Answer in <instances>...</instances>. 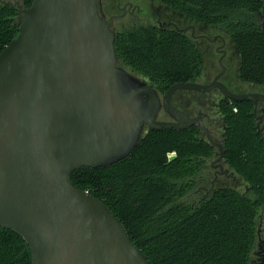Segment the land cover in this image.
Returning a JSON list of instances; mask_svg holds the SVG:
<instances>
[{"label":"water","instance_id":"obj_1","mask_svg":"<svg viewBox=\"0 0 264 264\" xmlns=\"http://www.w3.org/2000/svg\"><path fill=\"white\" fill-rule=\"evenodd\" d=\"M262 18L264 32V6ZM17 24L0 53V227L24 239L32 264H153L72 173L126 159L149 130L196 123L220 148V162L224 146L201 117L174 106L173 95L218 88L232 101H253L255 115L264 95L234 92L219 80L224 54L211 83H175L161 96L119 66L113 18L98 0H32L18 6ZM161 110L171 120H159Z\"/></svg>","mask_w":264,"mask_h":264},{"label":"trees","instance_id":"obj_2","mask_svg":"<svg viewBox=\"0 0 264 264\" xmlns=\"http://www.w3.org/2000/svg\"><path fill=\"white\" fill-rule=\"evenodd\" d=\"M21 1L23 8L32 4ZM151 1L229 38L240 82L264 86L263 0ZM17 18L18 7L0 0V53L17 36ZM115 47L119 66L161 95L175 83L196 80L208 63L198 43L174 29L130 25L116 31ZM254 108L253 101L220 103L223 161L243 190L211 183L216 149L195 126L149 130L126 159L75 170L72 182L112 210L153 264H252L264 224V133ZM0 264H32L24 239L1 227Z\"/></svg>","mask_w":264,"mask_h":264},{"label":"flooded vegetation","instance_id":"obj_3","mask_svg":"<svg viewBox=\"0 0 264 264\" xmlns=\"http://www.w3.org/2000/svg\"><path fill=\"white\" fill-rule=\"evenodd\" d=\"M98 4L101 13L105 15L107 20L113 18V30L116 29V25L121 26L118 30L124 29L130 25H144L158 27L161 29H174L180 33L189 35L195 42L198 43V45L206 55L208 54V48H206V46L202 42L204 40L208 41L212 45V48L216 50V53L219 55V64L221 57L225 54L222 59L223 63L228 55L227 43L228 40H230L229 38H226L223 34L213 35V33L217 32V30L208 28L204 24L190 19L189 17L183 15L179 11L174 10L168 5L151 0H98ZM234 55L236 56L235 59H238V56L235 52ZM235 65V60H232V64L229 66V69H232ZM207 68L208 67L204 69L200 77L191 82H197L199 84H209L218 74L222 72L221 68L218 73L209 78L207 74ZM226 74L227 69L225 71V74L221 76L219 80L224 83L229 90L234 91L233 88L235 84L240 82L239 76L233 77L232 79V77L227 76ZM202 80H206L205 83H201L203 82ZM213 90L202 92L203 95H200L198 101H195L191 97L193 94L192 92L198 91H178L173 95L171 102L174 106L187 113L190 117H201L204 126L209 129L212 138L214 133L220 135L219 137L222 142L215 143L223 145L225 121L220 112V103L225 99V97L218 89L221 95L217 96L216 99H213ZM208 93L209 95H206ZM159 94L161 95V93ZM163 95L164 94H162L161 96ZM213 109L216 110L213 111ZM158 119L165 121L171 120L167 115L164 114L163 110H161ZM194 126L200 128L199 123L194 124L192 127ZM200 130L201 135L204 137L205 134V136L209 140L207 133L201 128ZM213 146L215 149L218 147L216 145ZM220 162V171L215 173V177H213V179L211 180L212 184H215L220 176H228L229 169L225 167V162L223 161V159ZM252 264H256L255 260H252Z\"/></svg>","mask_w":264,"mask_h":264},{"label":"rangeland","instance_id":"obj_4","mask_svg":"<svg viewBox=\"0 0 264 264\" xmlns=\"http://www.w3.org/2000/svg\"><path fill=\"white\" fill-rule=\"evenodd\" d=\"M5 3H10L14 6H19V5H22V1L21 0H1ZM23 6V5H22ZM263 21V18H261V23ZM121 26L119 25H116V29L115 31H117L118 29H120ZM216 34H221V33H218V32H214L213 35H216ZM206 48H208V63H207V69H208V77L211 78L213 77L216 73H218L220 70H221V66L219 64V55L216 53V50H214L212 48V45L204 40L202 42ZM228 55L226 57V59L224 60L223 62V65L224 67L227 69V76H230L232 77H237L238 76V68H239V60L238 59H235L236 56L234 55V47L232 45V43L230 42V40H228ZM226 48V49H227ZM232 60H235V63L236 65L232 68V69H229V66L232 64ZM203 82L201 83H205L206 80H202ZM233 90L235 92H239V93H258V94H263L264 95V86H255V85H250V84H245V83H242V82H238L235 84ZM192 98L195 100V101H198L199 98H200V95H203L202 92H192ZM213 93V99H216L217 96L221 95L219 93V90L218 89H214L212 91ZM206 95H209L206 94ZM259 110H257V119H258V124H259V129L264 133V117L262 116L261 114V106L259 105ZM216 109H213V111H215ZM220 135L219 134H216L214 133L213 134V141L216 142V143H221L222 141L220 140ZM204 137L207 138L204 134ZM219 151L220 149L217 147L216 150H215V154L211 157L210 161H209V165L211 166V177L213 179V177H215V173L220 171V167H219V164L221 162H218V158H219ZM225 167L227 168V166L225 165ZM220 176V175H219ZM218 176V177H219ZM216 183L220 184V185H233L235 186L236 188H238L239 190H243L245 189V184L243 183V181L239 178L236 179V177L232 174V172L229 170V173H228V176H220L218 178V180L216 181ZM259 241L257 243V247H256V252H257V255L254 256L253 260H255L256 264H258L260 262V259L262 257V254H263V246H264V224H260L259 225Z\"/></svg>","mask_w":264,"mask_h":264},{"label":"built area","instance_id":"obj_5","mask_svg":"<svg viewBox=\"0 0 264 264\" xmlns=\"http://www.w3.org/2000/svg\"><path fill=\"white\" fill-rule=\"evenodd\" d=\"M235 111H236V109H235Z\"/></svg>","mask_w":264,"mask_h":264}]
</instances>
